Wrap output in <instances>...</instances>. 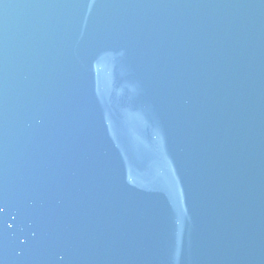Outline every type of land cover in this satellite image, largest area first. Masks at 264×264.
<instances>
[{
	"label": "water",
	"instance_id": "95a60500",
	"mask_svg": "<svg viewBox=\"0 0 264 264\" xmlns=\"http://www.w3.org/2000/svg\"><path fill=\"white\" fill-rule=\"evenodd\" d=\"M0 264H264V0H0Z\"/></svg>",
	"mask_w": 264,
	"mask_h": 264
}]
</instances>
